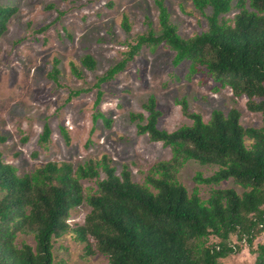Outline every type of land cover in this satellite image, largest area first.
Returning <instances> with one entry per match:
<instances>
[{
  "label": "trees",
  "instance_id": "16d2710c",
  "mask_svg": "<svg viewBox=\"0 0 264 264\" xmlns=\"http://www.w3.org/2000/svg\"><path fill=\"white\" fill-rule=\"evenodd\" d=\"M193 5L199 11L210 9L207 31L181 38L166 7L157 1L160 33L150 30L138 36L95 87L123 71L143 46L155 50L164 43L175 53V65L189 62L190 73L205 68L221 88H229L235 97L245 96L247 109L261 114L262 126L244 128L236 109L227 114L214 110L204 122L182 100L178 104L192 124L167 132L158 128L161 112L151 96L144 105L147 116L132 113L129 119L139 135L161 142L172 157L153 165L142 184L132 180L126 166L117 174L106 155L76 167L47 162L20 175L0 153V264H58L55 241L68 234L84 244L87 256L103 255L109 264H221L241 251L230 243L234 235L255 255L254 264H264V243L255 242L264 234V0H193ZM17 11L0 6V40ZM234 11L231 19L225 18ZM123 28L129 31L126 21ZM54 62L48 75L56 79L58 60ZM81 64L95 68L89 55ZM101 97L98 91L95 105ZM98 118L110 124L99 112L94 116ZM61 132L68 141L66 131ZM50 135L45 124L39 143L45 146ZM5 142L0 132V144ZM187 161L216 167L208 177L197 173L196 184L217 186L232 180L242 193L211 189L205 200L195 189L189 194L177 180ZM83 180L93 181L96 188L84 189ZM83 204L90 211L83 225L71 228L67 220ZM24 237H31L34 245ZM210 238L218 242L212 244Z\"/></svg>",
  "mask_w": 264,
  "mask_h": 264
},
{
  "label": "rangeland",
  "instance_id": "374dc122",
  "mask_svg": "<svg viewBox=\"0 0 264 264\" xmlns=\"http://www.w3.org/2000/svg\"><path fill=\"white\" fill-rule=\"evenodd\" d=\"M157 1L166 7L169 21L181 38L207 31L210 9L196 10L193 0H0V6L18 10L0 40V132L6 137L0 153L5 163L22 175L47 162H68L76 167L106 155L117 174L126 166L132 180L142 184L153 165L172 157L161 142L139 135L129 119L132 113L147 116L144 105L151 96L161 112L158 128L167 132L192 124L178 104L182 100L204 122L214 110L227 114L236 109L244 128L262 126L261 114L247 109L245 96L235 97L229 88H221L205 68L190 73L189 62L175 65V53L164 43L155 50L143 46L123 71L100 84L99 89L95 87L98 79L126 56L138 36L150 30L160 33ZM235 12L225 18L231 19ZM87 55L95 61L93 70L81 64ZM55 60L59 72L53 79L48 74ZM98 91L102 97L95 105ZM98 112L110 120L108 126L103 119H94ZM45 124L51 135L43 146L39 137ZM215 171L214 166L187 161L177 180L189 194L197 190L203 200L211 189L232 188L242 193L232 180L217 186L193 180L197 173L208 177ZM81 184L84 189L96 188L93 181L83 180ZM89 211L83 204L71 213L67 223L71 228L83 225ZM23 239L34 245L31 237ZM217 242L210 238V243ZM255 242L264 243V234ZM230 243L241 251L229 254L221 264H254L255 255L246 243L238 242L234 235ZM54 257L58 264H109L103 255L87 256L84 244L70 234L55 241Z\"/></svg>",
  "mask_w": 264,
  "mask_h": 264
}]
</instances>
